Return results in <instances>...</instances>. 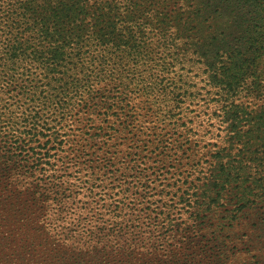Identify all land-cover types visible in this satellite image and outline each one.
Returning <instances> with one entry per match:
<instances>
[{
  "label": "trees",
  "instance_id": "1",
  "mask_svg": "<svg viewBox=\"0 0 264 264\" xmlns=\"http://www.w3.org/2000/svg\"><path fill=\"white\" fill-rule=\"evenodd\" d=\"M5 1L21 19L11 24L17 26L1 75L15 81L27 56L43 65L44 80L33 86L39 96L27 97L24 130L16 122L7 140L4 157L13 162H0L3 194L36 209L42 221L49 212L60 220L74 206L95 203L103 211L93 228L114 224L106 236L98 230L99 239L120 243L116 255L131 264H181L191 249L196 253L194 241L203 243L206 219L229 213L232 223L263 197L264 0H97L90 21L89 0ZM37 9L42 18L30 22ZM50 19L58 29L45 26ZM195 68L207 75L198 92ZM204 101L225 125L221 140L194 126ZM76 110L86 121L78 130ZM187 147L196 150L181 158ZM118 175L123 179L114 184ZM158 182L172 183L173 193H152ZM82 188L94 198L83 200ZM177 207L195 230L182 228ZM221 225L224 234L228 224ZM153 228L167 230L156 239ZM133 238L138 245L129 252ZM101 240L97 248L108 246ZM102 254L108 257L106 248ZM31 255L20 251L15 260Z\"/></svg>",
  "mask_w": 264,
  "mask_h": 264
},
{
  "label": "rangeland",
  "instance_id": "2",
  "mask_svg": "<svg viewBox=\"0 0 264 264\" xmlns=\"http://www.w3.org/2000/svg\"><path fill=\"white\" fill-rule=\"evenodd\" d=\"M9 2L13 3L15 0H9ZM95 4H97V0H89L87 3L86 8H88V11L86 10V12L89 13V21L92 19V13L89 12V10H92V8L96 6ZM10 6L11 5L8 6L5 0H0V76H2L0 77V162L6 159L4 156L8 154L11 149L7 140L13 139V137L10 136V132H12V129L15 127V123L21 124V129L24 130L26 122L25 117L27 116L26 112H28V104H25V102L29 101L27 97H36L35 93L39 96L36 91L37 88L35 90L33 86H40L41 82L39 81L44 80V75L41 74L42 71L40 69L43 65H40L39 61L29 59L27 56H24L25 61L20 60V68L16 66L17 79L15 81L7 83L10 77L7 78L6 81L3 75H1L6 73L3 64H6L8 49L12 48L9 43L10 39L15 36L14 31L17 26V23L13 26H11V24L21 19L20 17L16 18L12 16V14H9V12L11 13V11L16 9V7H11V11H9L8 7ZM17 11L19 10L17 9ZM31 16L33 18L30 17V22L42 18V16L37 17L38 9L32 12ZM19 24L20 23H18V25ZM53 25L54 21L50 19V21L46 22L45 26L58 29ZM67 29H69V27H67ZM28 37L29 35L24 34L25 39ZM18 46L19 49H25L22 45ZM195 69L196 76L192 80L194 84H197L198 92L201 90V86L207 84V75L201 72L198 74L196 73L198 72V68ZM46 81L47 80H45V82ZM24 86H26V88L20 90ZM206 88L202 91L207 98H211V96L206 94ZM20 91L25 94L18 96ZM203 93H201L200 96H202ZM104 97L105 95L103 94L100 99ZM250 99L253 100L254 103L259 102L254 96L250 97ZM108 100L113 103L112 98ZM201 105L202 106H196V111L193 114L194 116L198 115L194 126L198 128L200 134L209 131V136L211 133H214L218 135L216 140H221V137H224L227 133L225 125L221 127L220 119L211 113L210 107L207 109L205 101ZM32 108L33 107H31V109ZM77 112L76 110L75 113L77 114L76 117L79 118V125L74 126H77L76 129L84 127L86 124V121L82 118L85 112ZM201 119L205 120H203L202 124L199 122L202 121ZM22 134L24 135V133ZM142 136L143 135L140 134V137ZM216 140L212 139L211 141ZM211 144L209 145L210 148ZM125 147L124 145L119 147L116 162L121 160L125 155ZM188 148L189 147H187L184 152L188 151ZM195 150L196 148H192L190 152H186L181 158L186 157ZM6 162L13 161L10 158L9 160L6 159ZM188 168V166H185L181 171H185ZM116 179L118 180H116L114 184H118L117 182H120V179L123 178H120V175H118ZM151 179L153 180L154 177L151 176ZM103 182L106 184L109 183L106 181ZM103 182L100 181L97 184L103 185ZM160 183L161 182L152 184V187L156 186V189L152 188V193L156 194L161 190L166 191L165 193H173L174 189L172 183L167 187L165 185H160ZM81 193L80 197L85 201L91 200L95 196L93 193L90 196V191H88L87 188H82ZM180 193L181 192H178V194ZM128 194H131V192ZM96 198L98 200L100 196ZM20 200L21 199L17 197H9L0 190V264H131L128 262L126 256L121 257L120 255H116V250H118V247L121 245L120 243H108L107 241L99 239L100 237L98 236L100 233L97 231L104 230L102 234L106 236L110 229L114 228V224L107 223L102 229L93 228L97 217L100 219L102 216L99 212L103 211L100 207L95 208V203L84 207L74 206L69 213L62 212L60 214L62 219L60 220L56 219V215L49 212L46 215L47 218L42 221L35 216L34 212L36 209L21 203ZM221 210L224 211V209ZM174 212L179 218L178 222H185L182 228L189 227L195 230V225L189 220L191 218L189 213H182L179 207L174 209ZM259 214H261L260 219L258 217ZM216 215L217 216L211 223L207 222L206 219L205 223L201 224L202 228H206L203 230V233L192 231L191 235L197 233L201 234L198 240H201L203 243L198 245L196 244L197 241H194L196 253H193L194 250L191 249L189 251L190 255L185 257L181 264H264V195L258 202L250 204L247 208L240 211L238 214L239 219L232 223H229V219H225L226 215H222V213H217ZM109 216L110 215H105V218L108 219ZM247 218H249V227L245 225ZM221 223L228 224L224 234L221 231L223 230ZM97 226L101 227L103 225L98 224ZM176 228L178 227L173 229L175 230ZM140 229L142 236L138 238L144 239L145 234L143 230L145 227L140 226ZM152 230L154 232H152L153 237L159 239L160 233L166 231L167 228H153ZM228 231L231 232L230 239H226ZM185 234H190V232ZM138 238L128 240L129 252H133L137 248L138 244H135V239ZM100 240L103 243L106 242L108 246L100 244L102 247L97 248V242ZM154 244L158 246L160 241ZM102 248H106L108 257H104L103 254L97 256ZM25 250H28L30 254H32L31 259L29 261L15 260V255ZM147 251L150 250L148 249ZM147 253L148 252L139 254L133 259L139 262ZM203 255L205 256L204 259L201 257Z\"/></svg>",
  "mask_w": 264,
  "mask_h": 264
}]
</instances>
